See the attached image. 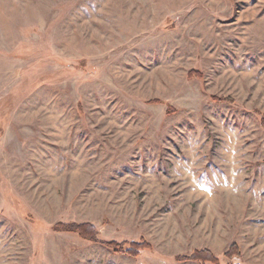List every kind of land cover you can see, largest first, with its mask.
Segmentation results:
<instances>
[{
  "label": "rangeland",
  "instance_id": "1",
  "mask_svg": "<svg viewBox=\"0 0 264 264\" xmlns=\"http://www.w3.org/2000/svg\"><path fill=\"white\" fill-rule=\"evenodd\" d=\"M263 121L264 0H0V264H264Z\"/></svg>",
  "mask_w": 264,
  "mask_h": 264
},
{
  "label": "trees",
  "instance_id": "2",
  "mask_svg": "<svg viewBox=\"0 0 264 264\" xmlns=\"http://www.w3.org/2000/svg\"><path fill=\"white\" fill-rule=\"evenodd\" d=\"M201 77V75H198ZM214 101L220 103L232 104L233 101L229 99H217L213 98ZM264 126V121L262 122ZM68 232H76L79 236L90 241H97V231L93 225L90 224H80V225H70L65 227ZM102 243V242H101ZM107 248L113 249L115 252L124 254L130 257H137L142 250L150 249V245L147 242L132 243L129 245L128 249H124V244H118L115 242H103L102 243ZM235 256H240V250L237 245H233L227 252L224 253V257L233 258ZM176 260L181 263H210L218 264L219 258L209 250H196L192 254L187 256H178Z\"/></svg>",
  "mask_w": 264,
  "mask_h": 264
}]
</instances>
